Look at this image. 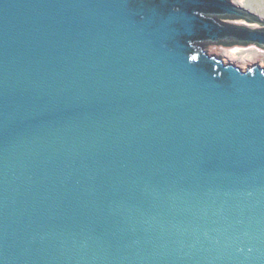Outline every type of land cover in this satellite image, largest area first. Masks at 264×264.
<instances>
[{
  "label": "water",
  "instance_id": "1",
  "mask_svg": "<svg viewBox=\"0 0 264 264\" xmlns=\"http://www.w3.org/2000/svg\"><path fill=\"white\" fill-rule=\"evenodd\" d=\"M210 44L264 49V19L0 0V264H264V68Z\"/></svg>",
  "mask_w": 264,
  "mask_h": 264
},
{
  "label": "rangeland",
  "instance_id": "2",
  "mask_svg": "<svg viewBox=\"0 0 264 264\" xmlns=\"http://www.w3.org/2000/svg\"><path fill=\"white\" fill-rule=\"evenodd\" d=\"M234 4H238L244 8H246L247 10L251 11L252 13L256 14L257 16L261 17L264 19V0H231ZM224 21H226L227 23L230 24H235V25H243L246 26L248 28H263V25L257 24V23H250L245 21L244 19H225ZM216 49V48H226V49H233L235 48V50H238L239 53V59L242 58H250V60H257L251 64L257 63L260 66H262L264 68V49L259 48L256 45H244V46H224V45H217V44H210L206 46V51L209 54L212 55H216L217 57H219L220 59H222L225 62H228L227 59L219 54L216 53H212V49ZM237 48V49H236ZM217 50V49H216ZM218 52V51H216ZM229 63V62H228ZM251 64H248V62L245 63H240L238 62L235 63L236 66L240 67L241 69H246L247 67H249Z\"/></svg>",
  "mask_w": 264,
  "mask_h": 264
},
{
  "label": "bare ground",
  "instance_id": "3",
  "mask_svg": "<svg viewBox=\"0 0 264 264\" xmlns=\"http://www.w3.org/2000/svg\"><path fill=\"white\" fill-rule=\"evenodd\" d=\"M216 49H212L211 50L212 53H216V54H219V55L225 57L227 59V61L229 63H232V64H235V63L238 64V62H240V63L248 62V64H251V63L257 61L256 59L255 60H250V58L239 59L238 50H235V48H234V50L233 49L229 50V49H226V48H223V49L222 48H216ZM216 51H218V52H216Z\"/></svg>",
  "mask_w": 264,
  "mask_h": 264
},
{
  "label": "flooded vegetation",
  "instance_id": "4",
  "mask_svg": "<svg viewBox=\"0 0 264 264\" xmlns=\"http://www.w3.org/2000/svg\"><path fill=\"white\" fill-rule=\"evenodd\" d=\"M241 45H245V44H241Z\"/></svg>",
  "mask_w": 264,
  "mask_h": 264
}]
</instances>
